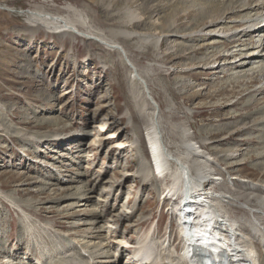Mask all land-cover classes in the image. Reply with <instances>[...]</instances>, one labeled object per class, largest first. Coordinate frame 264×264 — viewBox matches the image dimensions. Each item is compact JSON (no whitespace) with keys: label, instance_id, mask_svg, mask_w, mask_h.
I'll return each mask as SVG.
<instances>
[{"label":"rangeland","instance_id":"rangeland-1","mask_svg":"<svg viewBox=\"0 0 264 264\" xmlns=\"http://www.w3.org/2000/svg\"><path fill=\"white\" fill-rule=\"evenodd\" d=\"M210 1L0 0V264H126L144 241L176 256L182 242L174 206L180 197L164 200L170 180L152 169L146 142L153 113L173 162L185 143L201 155L185 157L184 167L193 177L201 173L213 181L210 192L239 201L219 206L224 219L240 228L238 236L253 241L249 229L258 215H252L254 209L246 201L264 200L248 185H264V143L256 141L264 138V92L240 100L242 86L237 88L230 72L205 74L218 65V70L226 68L222 60L211 64L213 58L209 61L210 52L201 51L203 42L197 36L207 26L201 25V9L221 0ZM254 11L232 20L241 21L247 13L251 18L259 9ZM33 14L63 17L87 35L73 28L72 39L30 18ZM129 15L143 20L125 27ZM230 33L221 43L233 39ZM104 41L118 45L109 48ZM221 43L209 51L224 55L232 50ZM263 79L250 90L256 91ZM258 99L259 104L250 106ZM238 100L240 105L234 106ZM139 162L148 168L150 182L143 188L133 177ZM124 178L127 181L116 188ZM79 181L93 190L88 201L78 203L83 206L68 209L62 206L73 201L48 203L73 192ZM42 189L47 192L41 194ZM21 204H41L44 210L29 216ZM131 206L136 209L132 221H106ZM89 209L105 212L106 218L89 225L94 220ZM77 210L86 215L76 216ZM73 214L76 217H69ZM140 220L145 223L139 226Z\"/></svg>","mask_w":264,"mask_h":264},{"label":"bare ground","instance_id":"bare-ground-1","mask_svg":"<svg viewBox=\"0 0 264 264\" xmlns=\"http://www.w3.org/2000/svg\"><path fill=\"white\" fill-rule=\"evenodd\" d=\"M216 1H218V0H216ZM203 4L205 5V3H203ZM193 8H195V7H193ZM203 8L204 9H201V19L203 20V23L201 25L205 24L207 26H204L203 29H201V31H200L201 34H197L198 38H201L200 40H201V42H203V45H201V47H200L201 51L206 50V51H208V53L210 52L211 55H209L208 60L211 61L213 58V61H212L213 63H211V64H215L216 61L222 60L224 62V64L222 63L223 67H226L224 69L218 70L219 65L217 67H213V65H212L213 68L206 69L205 74H208L210 72H213V73L219 72V71H220V73H225V74L230 72L231 74H229V75L232 76V80L234 82H237V88H239V87L241 88V86H242V88L240 89V92L242 93L240 100L244 99L247 96H250L252 93L262 94L264 92V83L259 84L258 89L256 88V91L255 90L252 91V90H250V88L252 87V85L261 82L262 77L264 76L262 73V71H264V53L262 52V51H264L263 50L264 49V0H221L217 4H214V5L212 4L210 6H207V4H206V6H203ZM258 9H259L260 14H259V12L254 13L255 15L251 18H249V14L247 13L248 17H246L247 14L245 17L242 16L244 19L241 21H233L232 20L233 18L240 16V14L242 15L243 12L249 11V13H250L251 11L258 10ZM108 16L112 17L113 15L112 16L108 15ZM131 16L129 15L127 17L128 21H126L125 27L126 26L130 27V26H132V24L134 25L135 23L136 24L138 22L140 23V21L143 20V18L141 16L140 17L136 16L135 17L136 19L133 18L134 15L132 17ZM30 18L43 20L44 22L48 23V25L54 26L56 29H59L60 30L59 33L66 34L72 39L75 38V35H76V33L73 30H76V32L80 33L81 35H83V34L87 35V33L83 32L84 30L80 31L78 29H75L74 26H72V23L63 17L54 16L51 18H47V17H43L42 15H34L33 14L30 16ZM245 20L247 22H245ZM250 20L252 22H250ZM247 24H248V27H246ZM156 26L161 28L162 25L161 26L156 25ZM165 26H166V24H165ZM239 26H241V27H239ZM150 28H152V26ZM171 28H172V26H171ZM167 29H169V27ZM239 29H242L241 31L246 30L244 35L242 36V39H240V36H239L241 31L236 32V30H239ZM150 30H153V29H150ZM156 31H158V30L156 29ZM233 31H235V32H233ZM168 32L169 31H167V33ZM229 32H231L230 34L233 37V39L230 42H227L226 40H228V39L226 38V40L222 41V43H221V40L225 39V34H229ZM120 33L124 34L125 37H127V38L132 36V34L126 33L124 31H120ZM161 34H163V32ZM79 35L77 37L80 38L81 36H79ZM170 35H171V33H170ZM117 36H115V38ZM226 37H228V35H226ZM115 38H112V39L115 40ZM181 38L183 40V36ZM194 39H196V38H194ZM108 41H104L102 43H105V45H107L109 48H112L114 45H118L115 42H108ZM117 41L120 42V40H117ZM220 43L225 48H230L231 46H233L232 50H230V52L228 54H224V55H220V52H217V51H209L211 48L213 49L215 45L217 46ZM156 44L157 43H155V46H156ZM184 47H182V49H184ZM186 47H185V49H186ZM190 48H192V47H190ZM252 49L260 50L259 54H256V52L250 53ZM168 50L170 51V48ZM124 53H125V50H124ZM169 55H171V54H169ZM258 55H260L259 58L256 57ZM206 59H207V57H206ZM258 63H261V65H263V66H261L262 68L260 66H259L260 68H258V66H257ZM202 64H203V62H202ZM206 64H207V62L204 63L205 66H206ZM241 71H243V72L245 71L244 75H242V76H241V73L243 74V72H241ZM135 73H136V71H135ZM136 76L139 79L138 81L143 86H145V90L148 91V88L145 84V81H143L144 79L143 78H142L143 80L140 79L137 74H136ZM226 77H227V75H226ZM243 77L244 78L247 77V81L242 80ZM263 82H264V79H263ZM179 85H180V83H179ZM235 89H236V87H235ZM145 99H146V96H145ZM152 100L154 101V104H156V106L159 108L158 103L153 98H152ZM240 100L235 102V104H233V105L234 106L240 105V103H239ZM146 101H147V99H146ZM259 102H260V100L258 99V100H256L255 103H252L250 106L257 105V104H259ZM229 106H232V105H229ZM246 108L248 109L249 107H246ZM99 110H101V107L99 108ZM152 111L155 112V109H152ZM153 114H152L151 119H150L151 131H149V135L147 134L148 135L147 136V138H148L147 142H148V145L150 146V148H152V152L157 155L156 167L159 168L158 169L159 173L161 175L165 174V176L168 177V179L170 180V185L167 186L168 189L166 190V188H165V190L167 192H166V195L164 196V200L166 199L167 196H170L168 198L169 200L172 199L174 201L180 197L178 199V201L175 203L174 213H175L176 225L179 228V236H180V240L182 242V245H181V250H179V253L176 254V256H175V253H172L169 250L168 251L167 250L162 251L165 248H161L162 247L161 245L159 248V246H153L149 242L144 241V244L141 243L142 246L139 248V250L137 252L132 254L131 259L126 261V264H180V263H182V264H201V253H203V252L204 253L208 252V254H210L209 256L215 260L213 262H216L217 260H220L221 258L223 259V255L225 254V250L224 251L222 250L223 248H225L229 253H231L230 254L231 256H234V258H236L235 262H233L232 264H234V263L235 264H264V259L261 258V261L259 260V257L264 258V252H262L263 255L260 254L257 257L254 256L255 251H256V253H257V251H259V249H262L264 251V200H261L260 198L259 199L257 198L254 201H250L249 199H247V201L244 200V202L246 201V202L250 203V207H248L246 205V203H244V205L246 207L251 208V210L254 209V214H252V215H254V216L258 215V216H255V217H257L256 218L257 222L255 223L253 228L251 226V224L253 222H251V223L248 222L249 226H251V229H252V230L249 229L250 230L249 235L253 239V241H251L249 239L250 243H248V242L246 243L241 238V236H238V234H237V233H239L240 228H238L236 226L237 224L235 225L234 220L233 221H226L224 219L225 214L222 213L223 205H222V207L219 206L220 202L226 203V204H231V202H232V203L237 204L239 201L234 196H231V195H230L231 197L222 196V195L217 196L215 194V192H210V189L213 187V186H211V183H213V181L209 180L208 177L203 178V175H201V173L195 175L194 177L191 175L190 171L187 170L186 167H184V165L186 163L185 157L190 156L191 158H194V156H196L197 154L194 152H191L189 150L190 147H189L188 143L184 144V148H183L184 152H182V155L178 156L179 158L178 159L176 158L173 162L172 152L169 150V147L163 143L162 138H161V131L157 130V127H156L157 124H155ZM263 120H264V118H263ZM253 124H254V122H253ZM260 124H261V122H260ZM28 125L31 126L30 123ZM36 127L39 128V127H44V126L43 125H36ZM249 127H250V125H249ZM245 128L248 129V127H245ZM253 128H255V127L253 126ZM158 129H159V127H158ZM242 130L243 129H241L240 131H242ZM96 131L101 132V130H96ZM220 133H221V130H220ZM220 133L217 132L216 134L220 135ZM262 137H259V139H257V140L254 139V141L256 140L258 143H260L259 141H261V142L263 141V143H264V138H262ZM19 138H21V137H19ZM46 138H49V137H46ZM212 138H213V136H212ZM230 139H231V137H230ZM221 140H224V139H221ZM220 141H216V142H220ZM55 143H56V140H55ZM201 143H202V141H201ZM204 145H206L205 142H204ZM197 156L200 157L201 155H197ZM183 162H185V163H183ZM171 165H174V167L172 168ZM137 166H138L137 167L138 170L133 175V177L136 180H138V182L141 184L140 188H143L144 187L143 185H145V184L147 185L150 182V181H146V174H148V168L144 162H141V163L139 162V164ZM49 178H51V176H49ZM127 179L128 178H124L120 184L116 185V188L117 187L120 188V186L124 182H126ZM58 182L61 183L60 180H58ZM71 182H73V181H71ZM204 182L209 183L207 185V187H209V189L207 191H206V189L202 188V187L206 188V185H204ZM74 183H78V181H75ZM114 183H117V182H114ZM249 184L251 185V187H249V190H259V192H261L264 195V185L263 184L253 183V182L248 183V185ZM71 189H73V192L65 193L61 198H58V199H56V198L51 199L52 201L48 200L49 201L48 203H54V204L59 203V204H61L64 202L73 201V203H70L66 206H62V208L64 207V208H68V209H73V208L83 206L82 204L78 205V203L80 201H85V202L88 201L90 199L89 197H87V196H89L88 194L89 193L91 194L93 192V190H91V189H86V185H85L84 181L80 182V184L78 186L71 188ZM46 190H48V189H46ZM165 190H164V192H165ZM41 191H42L41 194H45L47 192V191H45V189H42ZM112 191H114V184L113 183L110 186L108 193L110 194ZM103 192H105V190ZM163 193H162V195H164ZM190 194H193L195 197L192 199H189L188 197L190 196ZM41 204L36 205V207L30 206V204H21V205H19V208H21L22 210L24 208L26 210L24 212L29 214V216H30V215L38 214L39 212H42V210H44L43 206H40ZM44 204H47V203H43L42 205H44ZM107 205H106V207H107ZM97 206H99V205H97ZM100 208H102V207L100 206ZM89 211L92 213L90 215H92V218L94 219L92 222L88 223L89 225H95L100 220H104L103 217H105L104 216L105 212L103 213L102 211L100 212L96 209H89ZM135 212H136L135 206H131L130 210L128 209V211L121 209L120 212L117 213L118 215L117 214L112 215V217H111L112 219L108 218L106 221L112 222L114 224H119V223H122L124 221L130 222V220L132 221L131 218L133 217ZM79 214L80 215H86L85 212L82 213L81 211L77 210L76 216ZM70 216L76 217L74 214L69 215V217ZM228 220H230V219L228 218ZM144 223H145V221H141L139 223V226L144 224ZM133 224L131 225V227L133 226ZM126 232H131V231L126 230ZM242 232H244V231H242ZM255 242L257 245L255 244ZM155 253L157 256L155 255V257H153V255ZM137 257H140V258H137ZM151 258L154 262L153 261L151 262ZM142 260H144L145 263H143ZM60 264H74V263L62 261Z\"/></svg>","mask_w":264,"mask_h":264},{"label":"water","instance_id":"water-1","mask_svg":"<svg viewBox=\"0 0 264 264\" xmlns=\"http://www.w3.org/2000/svg\"><path fill=\"white\" fill-rule=\"evenodd\" d=\"M135 76H136V74H135ZM139 80V79H138ZM145 89V88H144Z\"/></svg>","mask_w":264,"mask_h":264}]
</instances>
